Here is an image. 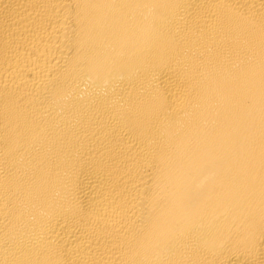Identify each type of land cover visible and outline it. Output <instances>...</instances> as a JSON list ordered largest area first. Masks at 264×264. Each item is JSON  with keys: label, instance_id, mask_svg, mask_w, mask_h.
<instances>
[{"label": "bare ground", "instance_id": "6f19581e", "mask_svg": "<svg viewBox=\"0 0 264 264\" xmlns=\"http://www.w3.org/2000/svg\"><path fill=\"white\" fill-rule=\"evenodd\" d=\"M0 264H264V0H0Z\"/></svg>", "mask_w": 264, "mask_h": 264}]
</instances>
